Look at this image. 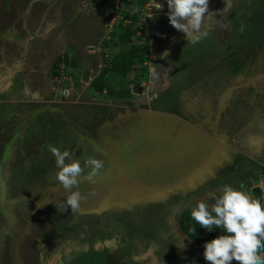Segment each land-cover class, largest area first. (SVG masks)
<instances>
[{"label":"rangeland","instance_id":"1","mask_svg":"<svg viewBox=\"0 0 264 264\" xmlns=\"http://www.w3.org/2000/svg\"><path fill=\"white\" fill-rule=\"evenodd\" d=\"M25 1L28 3L24 8ZM225 2L228 3L227 0H209V12L214 15L209 14L205 21V27L209 32L207 40L203 39L196 43L201 51L204 48L208 50L210 46L218 42L225 44L231 40L229 36L232 34L234 24L230 25L228 21L233 22L235 19L227 17L226 13L230 7H226ZM158 3L163 5L160 10L157 7ZM123 6L124 1L122 0H0V114L4 111L11 114L2 103L10 98L13 102H27L33 111L44 107H56L63 111L64 106L60 104L70 102L73 104L74 114L81 116L89 114L91 107L96 108L102 104H111L120 113L125 114L128 110L158 111L156 107H160L159 100L164 96L161 91L170 85L177 86V82L184 83L180 71H174L175 65L172 57L180 55L183 48L186 50L185 45L188 42L185 34L174 29L168 17H164L168 16L169 11L167 0H149L142 9L140 21L138 20L137 26L141 32L135 38L134 45L149 44V55L144 65L136 67L134 74L128 79L124 78V83L120 81L122 77H119L118 73L110 72L114 77L109 74L111 76L109 83L120 82L118 85L120 89L127 86L125 82L130 85L132 94L130 99L112 98L106 94L97 92L92 94L89 91L93 81L103 73V69L107 66L106 61H111L118 52V41L113 37L116 28L121 23H134V18L124 21ZM132 15L135 17L137 11L133 10ZM240 24L243 25V23ZM160 25L165 29L170 27V31L162 30ZM238 26L237 29L233 28V32L241 31V25L238 24ZM124 49L125 47H122V50ZM165 51L168 52V56L162 58V53ZM197 55H199L198 51L193 54L195 57ZM189 61L193 59L190 58ZM162 62H169L168 70H165ZM184 66L187 67L188 63ZM18 71L25 74L19 77L20 80L14 76V73ZM17 81L26 82V85H20L19 91H17L19 86L15 88ZM160 88L164 89L159 91ZM239 99H242L241 95ZM191 100L193 103L192 98ZM254 107L253 104L250 106L252 110ZM186 110L191 114L196 110L199 111L198 108L191 107H187ZM257 111L262 113V109ZM179 117L183 118V116ZM103 128L102 138L109 133L105 134L107 126ZM257 132L259 131L255 129L251 134L259 136ZM235 135L237 137V131ZM85 147L88 150L92 149L88 143ZM83 148L84 146L81 145L80 150H76L74 146L73 157L74 160H81L82 165L83 158L90 156L89 151ZM255 151L262 153L264 144ZM103 161L107 164L105 159ZM251 175L253 174H239L237 181H235L236 176L235 178L224 176L221 186H212L197 191L192 196L172 197L179 198L180 205L171 208L170 212L178 207L176 213L180 219L184 212L192 210L198 200L209 204L215 203L213 196L221 195L220 188L225 184L244 191L255 199L250 190L263 179L251 185L249 179ZM29 177L25 181L27 189L34 186L35 190H38L37 186L40 185L38 179L32 181ZM45 177L47 175L42 177L43 180ZM53 177L54 175H49L44 182L50 186V191L55 192L54 204L64 209L67 193L60 185L54 186L55 184L49 182ZM55 189L60 192H56ZM28 190L23 195L27 194ZM79 190L83 196L88 192L87 188L80 187ZM84 204L82 203L80 210L74 213L77 218L98 216L90 214L85 208L87 204ZM118 213L126 215L120 219L122 225L125 226L133 220L132 215L135 211L133 209L129 212ZM76 220L79 222L78 219ZM62 223L60 225L64 227L63 236L59 235L58 241L52 244L51 250L47 253L39 254V251L38 254L32 255L26 253L25 258L28 264H33L37 260L39 264H127L128 261L138 264H170V260L175 259L172 255L176 252L180 255L176 264H208L203 257L204 244L187 238L180 228L178 229L182 236L178 237L182 242L180 245H173L175 247L171 251L169 240L158 242L160 236L155 245H151L153 233H150L146 239L138 240L135 244L130 243V236L134 234L135 228L124 233L120 227L103 225L101 228L96 227L91 233L87 227L79 229L75 228L74 224ZM163 231L165 229L161 230L162 234ZM162 234L161 239L162 237L169 239L167 234ZM41 237L39 232L34 233L31 245H36ZM164 247L168 248L165 252L162 249Z\"/></svg>","mask_w":264,"mask_h":264},{"label":"flooded vegetation","instance_id":"2","mask_svg":"<svg viewBox=\"0 0 264 264\" xmlns=\"http://www.w3.org/2000/svg\"><path fill=\"white\" fill-rule=\"evenodd\" d=\"M227 1L230 7L226 13L227 17L235 19L233 22L228 21L230 25L234 24L232 34L229 36L231 40L225 44L218 42L210 46L208 50L204 48L203 51L196 44L187 42L186 50L183 48L180 55L172 57L175 65L173 69L176 72L180 71L184 83L177 82V86L170 85L165 90L160 88L159 91L163 90L161 92L164 96H160V107L156 108L158 111L183 116V118L185 116L198 120L196 119L198 116L202 119V109H207V105L211 107L209 110L212 112L217 111L220 106L218 104L220 103L219 89L233 87L236 89L235 96L227 105L226 120L231 122V117L236 124L241 118L244 122L250 120L242 128L245 134L248 126L255 120L256 111L259 109L264 111V0ZM27 3V1L24 2V8ZM238 24L241 25V31L233 32V28L239 27ZM196 51L199 55L195 57L193 54ZM190 58L193 61H189ZM186 63H188L187 67L184 66ZM164 65L165 70H168L169 62ZM14 76L19 79L25 74L18 71L14 73ZM20 85L24 86L26 82L17 81L15 86V88L19 86L17 91L20 90ZM240 95L242 99H239ZM191 98L196 102L192 103ZM208 99L210 104H205V100ZM189 102L192 104L191 108H198L199 111L196 110L192 114L188 112L186 105ZM2 103L11 114H7L6 111L0 114V119H2L0 124V264H28L25 258L26 253L31 255L38 251L39 254L47 253L51 250L52 244L58 241L59 235L63 236L64 227L60 225L63 224L62 222L74 224L75 228L79 229L87 227L91 233L96 227L101 228L103 225L120 227L124 233L135 228L134 234L130 236V243L135 244L138 240L146 239L150 233H153L151 245H155L159 236L158 242L169 240L171 251L175 247L173 245H180L182 241L178 236L182 235L178 228L181 232L183 231L176 213L178 207L177 210L170 212L171 208L180 205L179 198H172L162 204L151 203L137 206L132 215L133 220L125 226L120 221L126 216L123 213L112 212L96 217L77 218L71 209L68 208L63 212V208H58L54 204L55 192L50 191V186L46 185L44 180L52 174L54 177L49 182L55 184L54 186L60 184L55 175L58 170L55 158L48 151V145H53L61 151L69 150L73 160L74 146L76 150H80L83 145V149L89 151L90 156L99 159L101 156L94 155L95 150L91 141L101 144L100 131L102 132L106 124L113 123L120 113L111 104H102L96 108L89 107L90 113L81 116L74 114L73 104L64 102L60 104L64 106L63 116H39L20 129L24 118L31 114L33 109L27 102H13L11 98L5 99ZM252 104L255 106L253 110L250 108ZM223 116L222 120H224ZM3 123L5 124L1 126ZM223 128L228 129V124ZM86 143L92 149H86ZM261 155L262 157L259 156L258 160L263 158L262 153ZM66 162L69 161L66 160ZM107 165L108 163L105 164V168ZM263 167L264 159L260 163L253 159L245 160L242 154L236 155L232 166L226 168L228 173L221 172L220 178L218 177L213 183H209L199 191L212 186H221L224 176L234 178L236 176L235 181H237L239 174H253L249 179L251 185L255 184L264 178ZM45 175L47 177L43 180L42 177ZM28 176L32 181L38 179L40 183L37 186L38 190H35L34 186L27 189L25 181ZM27 190L28 193L25 195L30 196L25 198L23 194ZM55 191L58 190L55 189ZM29 225L31 228L28 227ZM162 229H165L163 234H167L169 239L164 237L161 239ZM36 232H39L42 237L36 245L32 246L31 238ZM162 249L165 252L168 248ZM172 256L175 259L170 260V264H176L180 255L176 252ZM33 264H39V261H34ZM127 264L138 263L128 261Z\"/></svg>","mask_w":264,"mask_h":264},{"label":"water","instance_id":"3","mask_svg":"<svg viewBox=\"0 0 264 264\" xmlns=\"http://www.w3.org/2000/svg\"><path fill=\"white\" fill-rule=\"evenodd\" d=\"M43 115L63 116L64 111L56 107L37 109L24 118L20 129ZM201 115L203 118L196 116V121L161 111L128 110L106 124L105 134L109 133L102 138L104 128L100 131L102 143L91 144L94 155L108 163L107 172L95 183L84 182L81 186L88 190L84 194L88 206L83 204L89 213L99 216L129 212L137 206L194 194L213 183L218 173L233 162L232 154L234 157L238 152L230 147L229 136L218 135L216 127L203 121L208 116ZM189 134L195 139L191 136V143L186 145L182 139ZM175 135L180 140L176 145ZM169 145L175 151H167ZM255 194L262 196L259 189Z\"/></svg>","mask_w":264,"mask_h":264},{"label":"clouds","instance_id":"4","mask_svg":"<svg viewBox=\"0 0 264 264\" xmlns=\"http://www.w3.org/2000/svg\"><path fill=\"white\" fill-rule=\"evenodd\" d=\"M225 4L226 7L229 6L226 2ZM208 5L209 0H167L169 23L174 29L185 34L188 44H196L208 37L205 21L209 14L214 15L209 12ZM157 7L160 10L163 5L158 3ZM167 56L168 52L165 51L161 57ZM262 143L264 141L254 136L249 137L250 145L260 147ZM48 151L55 158L58 169L55 173L56 179L67 193L63 212L70 207L72 213H76L81 204L87 202V197L79 190L80 185L84 182L95 183L97 177L105 175V162L93 156H85L82 166L81 160L71 159L69 150L61 151L53 145H48ZM220 191L221 195L213 196L215 203L198 200L191 210L192 219L201 228L208 232L221 228L224 232L204 244L205 261L208 264H264L262 196L261 201L253 199L244 191L227 184L223 185ZM250 192L254 196L257 195L255 190ZM190 231L195 233L196 229L192 228ZM184 236L188 237L185 234Z\"/></svg>","mask_w":264,"mask_h":264},{"label":"trees","instance_id":"5","mask_svg":"<svg viewBox=\"0 0 264 264\" xmlns=\"http://www.w3.org/2000/svg\"><path fill=\"white\" fill-rule=\"evenodd\" d=\"M122 1H124V9H122V13L125 16L124 21L130 20L129 18H134V23H121L116 28L117 34L114 33L113 37L118 41V52L115 53L111 61H106L107 66L103 69V73L93 81L89 91L92 94H94V92L106 94L108 97L112 98L130 99L132 96L130 85L125 82L127 86L120 89L118 87L120 82L109 83L111 81V76L109 74L113 71L118 73L120 75L119 77H122V80L120 81L123 82L124 78L128 79L129 76L134 74L136 67L143 66L146 62L149 55V44L146 43L144 46H136L134 45V40L138 36V33L141 32L137 23L138 20L140 21L143 7L149 2V0ZM133 10L137 11L135 17H132ZM141 39L142 38H140V40ZM122 47H125V49L122 50ZM255 199L261 201V198L257 195H255ZM179 223L182 231L189 239L203 244L210 242L221 234H224L223 229L221 228H214L212 232H208L206 229L201 228L200 225L192 219L191 210L183 213L182 217L179 219ZM192 228L196 229L195 233L190 231ZM233 264H236V262H233Z\"/></svg>","mask_w":264,"mask_h":264},{"label":"crops","instance_id":"6","mask_svg":"<svg viewBox=\"0 0 264 264\" xmlns=\"http://www.w3.org/2000/svg\"><path fill=\"white\" fill-rule=\"evenodd\" d=\"M164 17H168V16H164ZM156 26H157V24H156ZM157 28H158V26H157ZM160 28H162V30L166 31V29L162 25H160ZM168 31H170V30H168ZM158 36H160V35H158ZM156 84H157V82H156ZM235 90L236 89H234L233 87L232 88L230 87V89H222V90L219 89L220 103H218V104H220V106H218L217 111L213 110V112L211 110H209V109H211V107H209V105L206 106L207 109H202L203 114H206V116H208L203 121H206L208 124L216 127V132L218 133V135L223 136L222 134L226 133L229 136L228 140L231 143L229 145L232 146L233 150L237 151L238 154H242L244 156L245 160L248 158V159H253V160H256V161H259L260 163H262V160L264 159V151H262L263 158L258 160L259 156L262 157L261 151H255L258 147L249 144V137L254 136V137L260 139L261 141H264V112L261 113V112L256 111V113L254 115L255 120H253L252 124L250 126H248L245 134L243 133L242 128H244V124H246V122H249L250 120H247L244 122V120H242V118H241L240 121L239 122L237 121V124H236V121H233L232 118L229 116L231 119V122H228L226 120L227 105H229L228 104L229 101H231L234 98ZM190 101L192 102V100H190ZM191 102H189V104H187L186 107H192ZM194 102H196L195 99H194ZM205 104H210V100L209 99L205 100ZM223 114H225V116H223ZM206 116H204V118ZM222 116H223L224 120L221 119ZM226 124H228V126H229L228 129L223 128ZM219 126L221 127L220 131L218 129ZM255 129H257V131H259V132H257V133H259V136H255L254 134H251ZM236 131L238 132L237 137L235 135ZM189 135L186 136L187 138L183 136V139H182L183 142L182 143H185L186 145H187V143H191L190 137L192 136V134H189ZM175 137L177 140L174 139V142H175L174 145H176L177 143H180V140H178V137L176 135H175ZM192 137L194 138V136H192ZM169 142H170V140H169ZM263 144L264 143H262L261 145H263ZM167 151H175V147L174 146L172 147L171 145H169L167 148ZM234 157L232 155L233 160H234ZM201 159L203 161L204 157H201ZM221 159L223 160L222 155H221ZM232 163L229 164L227 167H225L224 170L222 169L218 173L217 179H218L219 174L221 172L228 173L227 169L232 166ZM194 169L195 168H193L192 170H194ZM199 170H200V166L196 168V171H199ZM263 170H264V167H263ZM223 182L224 181H222L221 183H223Z\"/></svg>","mask_w":264,"mask_h":264},{"label":"built area","instance_id":"7","mask_svg":"<svg viewBox=\"0 0 264 264\" xmlns=\"http://www.w3.org/2000/svg\"><path fill=\"white\" fill-rule=\"evenodd\" d=\"M255 189H259L261 194H262V203H264V178L262 181H260L258 184L254 185L252 187V190L254 191Z\"/></svg>","mask_w":264,"mask_h":264},{"label":"bare ground","instance_id":"8","mask_svg":"<svg viewBox=\"0 0 264 264\" xmlns=\"http://www.w3.org/2000/svg\"><path fill=\"white\" fill-rule=\"evenodd\" d=\"M167 30H170V27H167L166 31H167ZM156 82H157V81H156Z\"/></svg>","mask_w":264,"mask_h":264}]
</instances>
